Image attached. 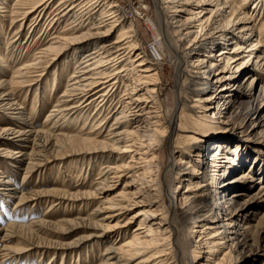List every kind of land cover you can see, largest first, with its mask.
<instances>
[{
  "label": "bare ground",
  "instance_id": "6f19581e",
  "mask_svg": "<svg viewBox=\"0 0 264 264\" xmlns=\"http://www.w3.org/2000/svg\"><path fill=\"white\" fill-rule=\"evenodd\" d=\"M54 1L15 0L6 9L0 0V44L9 41L3 28L11 34L4 59L0 56V166L9 172L8 178L0 172V216L7 218V212L12 220L0 222V264H41L43 259L55 264L57 258L60 264H132L141 256L146 258L136 264H164L159 258L170 255L171 264H195L201 250L212 256L219 248L235 258L231 264H264L251 258L264 245V211L258 212L264 208V182L249 184L264 178V151L222 134L234 133V117L264 134V101L259 102L264 97V0H152L155 20L147 17L145 23L153 37L150 49L161 66L166 46L174 70L179 110L169 123L163 119L159 68L139 52L138 31L118 1L58 0L52 6ZM138 11L150 9L142 3ZM41 26L45 42L20 41L25 31L31 38ZM7 63L16 66L10 74ZM71 64L72 72L59 73ZM63 76L66 84L53 97ZM122 86L128 88L118 96ZM45 91L51 107L35 127V107L26 115L16 95L31 93L39 103ZM243 105L249 111L243 112ZM188 110L195 114L186 115ZM78 123L82 130L88 123L91 131L81 133ZM139 163L142 172L131 176L137 178L136 192L128 193L126 185L119 189L125 172ZM48 164L53 169L46 170ZM84 170L97 175L88 187L84 182L75 192L61 186L40 189L62 174ZM19 172L17 184L9 177ZM175 180L178 188L185 187L178 196L170 191ZM78 200H96L97 211L57 220L48 214ZM39 204L48 209L30 221L13 220ZM131 206L139 210L125 224L137 221L135 229L119 244L106 232L117 227L111 219L118 217L117 223ZM153 216L160 217V222L150 220L156 227L146 223ZM186 227L194 237L184 235ZM75 230L82 234L59 241ZM186 249L192 250L190 259ZM210 260L204 264H213Z\"/></svg>",
  "mask_w": 264,
  "mask_h": 264
},
{
  "label": "rangeland",
  "instance_id": "374dc122",
  "mask_svg": "<svg viewBox=\"0 0 264 264\" xmlns=\"http://www.w3.org/2000/svg\"><path fill=\"white\" fill-rule=\"evenodd\" d=\"M14 1L15 0H5L4 7H6V9H8L10 7V5L13 4ZM117 1L120 4L123 12L126 13L125 15L127 17H129V22L131 21L133 23L134 29L136 31H138L137 33H138V50H139V52H143V55H145V57L148 58V61H150L151 64L156 65L159 68V74H160V82H159L160 97L162 98V101H165V104H163L164 105L163 106V119H164L165 122L169 123L171 120H173L177 116L178 110H179V108L177 107L176 103L174 102V99H175L174 97L176 96V85H175V80H174V70L171 67V65L169 64L170 63L169 62V56L170 55H169V51L166 49V46H164V48H165L164 49V53H163V56L161 57L162 58V60L160 62L161 66H158V63L154 60V55H153V53H152V51L150 49V44L153 41L152 40L153 37H152L150 31L146 28L145 23H146L147 17L150 18L151 20H155V14H154V9L155 8H154V5H153V1L152 0H117ZM57 2H58V0L54 1L52 6L54 4H56ZM142 3L144 4V6H147L150 9V11L144 12L143 14H141V12H139L138 9L140 8ZM248 4L249 3H247L246 6H249ZM52 6L50 8H52ZM50 8H49L50 11L48 10L49 12H51L53 10V9L51 10ZM261 21H264V15L261 17ZM8 24H9V21L7 19L6 26ZM44 28H45V26H41L31 36V38H28L29 35L27 36V32L25 31L23 33L22 37L20 38V41H22V42L26 41L28 44H31L33 46L36 45V44H40V43L42 44L43 42H45V40H47V38H45L44 35L41 36L42 33L44 32ZM64 28H65V23L61 25V29H64ZM6 31H7V29L3 28V31H2L3 34H5L6 38L7 39L9 38V41H10L11 34H9V33L6 34ZM37 37L38 38L40 37L39 40H37ZM114 37H115V35H113L112 39ZM9 41H6V42H9ZM6 42H3V43L1 42V44H0L1 45V47H0V56H2V58L5 55V51L3 49L6 46ZM62 59L63 58H60V61ZM60 61L57 62L55 65H53V67H51V69H49V70L50 71L56 70L58 65H59V63H60ZM7 64L8 65L6 66V68L9 71L8 73L10 74L12 72V70H14V68H16V66L13 67L11 65V63H7ZM51 65L52 64L50 63L49 66H51ZM73 69H74V65L73 64L69 65V68L66 67V65H65V66L62 67V69L59 71V73L62 74L65 71H67L65 74H68V73L72 72ZM66 79H67V76H63L61 78V83L59 85V90L51 93L53 97L55 96V94L58 95L60 93V91L63 89V87L66 84ZM250 79L251 78H249V81H250ZM127 83L128 82H126V85H128ZM126 88H128V87H123L122 86L121 89H119V91L117 92V95L120 96L122 91L125 90ZM43 94H45L44 98L39 103H37L36 100L33 99V97H32L33 94H31V93L28 94L27 96H24V94L23 95H16V100L22 103V106H24V109L26 111V115H30V107L31 106L35 107L36 114L32 117V120H31V123L33 122L35 124V127H40L42 125V122L45 120V115L47 114V112L49 111V109L51 107V104L46 101V98H47L48 94H50V91H48V92L45 91ZM263 101H264V97H262L261 101H259V102L261 103ZM114 107H115V105L113 104L110 107V111L113 110ZM242 109H243V112H246V111H249L250 108L247 107V105H243ZM90 112H92V108L89 110V113ZM190 112H192V115L195 114L193 111L188 110V111H186V113H187L186 115H188V113H190ZM230 122L232 123V125H233V127L235 129L234 133H229V132L222 133L225 137H231L233 135H237L238 138L240 139V141H242L241 143L248 144V145H250L252 147H260L264 151V134L261 131H259V130L254 131V130H251V129L245 127V125L243 124L242 119H240L239 117L232 118V120ZM82 124L83 123H78L77 124V130L78 131H82L81 133H86L88 131H91L90 128L92 126L88 125V123L86 124L85 129L82 130L81 129ZM188 126H189L190 129H191V127H193V125H189V124H188ZM1 140L3 141V138ZM157 148L158 147H153V151H155ZM142 152H144V151H142ZM160 153H161L160 154V160H161L162 164L164 165L166 160H167V152H166V150L163 149ZM136 157H138V156H136ZM205 162H206V160H205ZM142 164L143 163H139V164L135 165L134 167H132L131 169H128L126 171L127 173L125 172V174H124L125 178H123L122 184L119 187V189L123 185H126V190H127L128 193L136 192L135 188L137 186V182H136L137 178H132L131 176L134 174V172H136L138 169H140L143 166ZM263 164H264V157H263ZM55 165H58V163L56 162ZM248 166H249V164H246L244 166L245 169H247ZM51 169H53V165L52 164H48L47 167H46V170H51ZM256 169H258V167ZM6 170H7V166L6 165L5 166L4 165L0 166V172L4 175V177L8 178L7 175L9 174V172H7ZM138 172H137V174H140L142 171L138 170ZM20 175H21V173L19 172L17 177L12 175L9 178L10 179L14 178V180L18 184V183H20V179H21ZM199 177L200 176H198V178ZM194 180H197V179H194ZM96 181H97L96 171H93V172L87 171V172H85V170H84L81 174H78V173L72 174L71 172H68L67 175L62 174L56 180L51 181L52 183L49 181L51 183V185H46V186H44L43 188H40V189H44V188L45 189H50L52 187L57 186V188H59V189H61V187H62V188H67L71 192H75L77 190H80L79 188L81 186L80 185L81 183L84 184V182H85L86 183L85 186L88 187V186L91 185V182L95 183ZM198 181L200 182V179ZM258 181L264 182V178H260L259 180L255 179L252 182L245 181V183L246 184H248V182H249V184L252 183V186L254 187V186H257V184H258L257 182ZM53 182H56V183L53 184ZM130 182H132V183H130ZM60 183H63V185H59ZM179 183H180V180H175L173 182V184L171 185V187H170V191H171V193L174 194V196H178L179 192L181 190L185 189L184 184H181L182 185L181 188H178L177 185ZM148 186H150V185H148ZM119 189L114 190L113 192H111L109 194V196H112V195L118 193L120 191ZM148 190H151V192H152L153 188L147 187V191ZM65 204L66 203L62 204L61 207H57L52 212L48 213V214H50V217H51L52 220L61 219V218L67 217V216L74 217L75 213H78V212L87 214V213H90L92 210L97 211V208L99 206L97 204L96 200H78L73 205L70 204V203H67L68 204L67 208H65L66 206L64 207ZM211 204H212V202H211ZM154 207L155 206L152 207L153 208L152 210H154L156 213H158L157 210L159 208L158 209H154ZM47 209H48L47 205H40V204H39V206L31 208V209L29 207H26L24 209V211L19 212L18 214L16 213V215H14L13 220L16 221V222H22L21 220H26L27 217H28V219L30 221V220L34 219L35 217H37L38 215L44 213ZM78 209H80V210H78ZM138 210H139V208H133L131 206V208H129V210L126 211L125 214L122 213L121 217L119 219H117V223H116V218H118V217H116L114 219H111L110 225L117 224V227L112 228L111 230H108V232H106V234H108L110 236L108 238H110L111 240H115L116 239V242L120 241L119 244H124L129 239V236L131 235V233L134 231L137 221H134V220L130 219L129 223H127V224H125V223L128 220V218H130L132 215L137 213ZM263 211H264V208L261 207L258 212H263ZM115 212L116 211H111V213H109V214H117V212L116 213ZM160 213H162V212H160ZM3 216H7V218L6 217L2 218L0 216V222L3 220L1 223L6 224V223L12 221V220L8 219V218H10V213L6 212L5 214H3ZM159 218H160L159 216L148 217L147 220H146V223H148L147 225L156 227L157 225H151V223L152 222H154V223L160 222ZM168 220L169 219L167 218L165 223H168L169 222ZM191 227L193 228V227H196V226L193 224V225H191ZM79 231L80 230H75V232L62 234V235H60V238H59L60 240L59 241H61L62 243L70 242L71 240H73L74 238H76L77 236H80L82 234L81 231L80 232ZM117 231H121V235L117 236ZM190 231H192V230H190L188 227H186L185 231H184V235H189V237L191 236V238H192V236L194 237V235H190ZM98 233H100V232H98ZM11 243L9 242V244H11ZM11 245H13V243ZM0 246H1V241H0ZM160 247H161V245H160ZM258 248H259V249H257L258 250V254H252L251 258L254 259V260H256V259L260 260L261 262L263 261V263H264V245H262L261 247H258ZM191 251H192L191 249H186V252L184 253L185 258H187V259L191 258V256H192ZM98 252H102V247L98 248ZM207 253H208L207 249L206 250L205 249L201 250V253L199 254V257L197 258V260H194V263L195 264H204V263L207 262V259L210 258L211 259L210 261H212L211 263H213V264H218V263L219 264H231L232 261L235 259V258L233 259V257L230 256V254H228V250L227 249L219 248V252H217L215 255H212V256L207 254ZM148 254H147V256H148ZM169 254H171V253H169ZM89 256H90L89 257L90 261L94 260V256L93 255L90 254ZM145 258H146V256H141V257L135 259L132 264H136V263L140 262L139 259H145ZM170 258H171V255L170 256H166V257L162 256L159 259H161L164 262V264H171L173 261L170 260ZM41 261H42L41 264L45 263L44 259L41 260ZM241 261H244V260H241ZM156 262L157 261L145 262L143 264H157ZM69 263H71V262H69ZM13 264H29V263L27 261L18 260V261H14ZM55 264H60V259L59 258H57L55 260Z\"/></svg>",
  "mask_w": 264,
  "mask_h": 264
}]
</instances>
